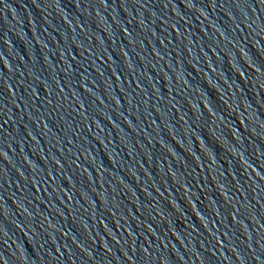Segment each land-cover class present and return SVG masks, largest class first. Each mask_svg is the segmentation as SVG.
I'll return each mask as SVG.
<instances>
[{
  "label": "water",
  "instance_id": "1",
  "mask_svg": "<svg viewBox=\"0 0 264 264\" xmlns=\"http://www.w3.org/2000/svg\"><path fill=\"white\" fill-rule=\"evenodd\" d=\"M0 264H264V0H0Z\"/></svg>",
  "mask_w": 264,
  "mask_h": 264
}]
</instances>
